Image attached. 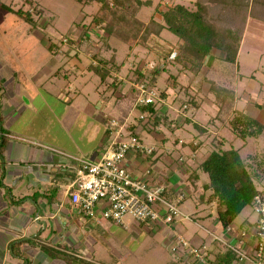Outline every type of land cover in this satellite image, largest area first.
Listing matches in <instances>:
<instances>
[{
	"label": "crops",
	"instance_id": "1",
	"mask_svg": "<svg viewBox=\"0 0 264 264\" xmlns=\"http://www.w3.org/2000/svg\"><path fill=\"white\" fill-rule=\"evenodd\" d=\"M44 3V0H0V264H114L112 259L106 261L108 257L102 247L109 243L108 236L114 239L116 226L128 228L136 236L143 231L149 238L160 236L161 246L169 252V245L176 235L185 237L195 245L206 243L213 252L209 259L212 261L223 250L218 242H211L207 230L215 233L221 229L222 237L236 244H240L245 233L242 244L250 248L253 236L245 231L249 228L253 231L256 218L237 225L233 223L230 230L224 229L215 216V203L208 205L200 199L207 176L199 165L215 147L229 149L233 146L232 135L227 133V122L234 110H242L264 122V109L255 106L264 102L253 101L250 95L243 100L241 95L245 90L239 94L236 86L219 84L234 91L240 108L234 104L226 118L221 119L220 114H215L206 122H198L189 115L193 108L178 115L173 114V118L170 110L177 109L172 101L169 102L170 96L167 94L176 93L177 90L185 92L187 89V98L193 96L191 90L195 89L197 76L203 72L207 75L210 71L206 66L209 58L215 56L223 60L221 52L213 49L197 76L180 72L177 66L169 64L173 59H164L163 54L177 42V38L172 41L167 38L170 42H165L166 30H163L159 36L149 38V47H129L134 51L135 59L128 61L126 68L125 61L117 59L116 49H110L111 37L106 41L102 39L104 32L96 24L95 17L99 11L98 3H91L90 22H81L75 34L62 38L58 43L51 39L45 41L39 31L35 33V27L42 18ZM32 8L37 15L32 12L31 22L16 13L19 9L30 12ZM143 22L147 24L149 21ZM13 33L21 41L16 52H13L15 48L10 41ZM66 38L68 42L64 41ZM150 39L157 41L154 48L150 47ZM112 57L115 62L103 66L107 74L106 79L101 81L90 66L98 65L97 58L109 60ZM156 64H166L167 70L153 78L155 86L164 72H168L169 76V73H173L171 70L177 69V74H173L178 75V87L171 88L167 81L166 97L160 103L159 112L166 114L168 120L154 128L151 123L146 124V120L141 122L138 118L135 82L139 70L148 71L150 66ZM180 73L191 75L187 85L179 82ZM209 92L208 86L204 96ZM47 95L64 104L58 113L55 112L57 107L54 101H51V105L44 102ZM196 100L199 108L202 104L197 96ZM213 106L220 110L215 97ZM43 108H50L51 114L54 112L48 123L51 125L55 121L56 125L51 128L47 124L43 130L36 132L34 129L39 123L36 121ZM112 118L125 126L135 127L142 143L154 148L151 154L128 153L124 161L128 171L150 187H163V196L169 201L182 196L181 207L191 216L190 220L178 219L170 226H148L134 221L136 227L133 223L128 227L125 221L124 224L107 221L100 214L97 215L98 219L84 215L72 204L68 189L76 179L77 160L97 161L104 155L114 138L107 128V122ZM193 123H197L201 129H195ZM246 144L244 141L242 147ZM242 147L238 149L241 151ZM190 199L191 209L195 207L196 210L190 209ZM205 205L212 207L213 212H203ZM200 221L210 224L204 226ZM110 246L109 243L106 248ZM111 254L116 264L127 260L128 254L123 255L114 248ZM171 256L174 264H177L176 257L172 253ZM233 264L239 263L234 261Z\"/></svg>",
	"mask_w": 264,
	"mask_h": 264
},
{
	"label": "trees",
	"instance_id": "2",
	"mask_svg": "<svg viewBox=\"0 0 264 264\" xmlns=\"http://www.w3.org/2000/svg\"><path fill=\"white\" fill-rule=\"evenodd\" d=\"M79 1L85 4L92 2L99 4V11L95 17L96 24L104 32L102 38L104 41L113 36L129 44L130 48L134 45L149 47L148 41L152 35L159 36L163 30L169 31L176 36L177 42L163 52L164 59L175 52L176 57L170 60L169 64L177 66L180 72H190L196 76L201 73L204 61L213 49L223 54L225 62L235 64L247 20L254 18L264 22V0H196L194 10L183 4L163 9L159 4L147 24L138 18V13L143 6L152 7L153 0ZM16 13L27 21H32L31 12L19 9ZM157 14L160 18L156 17ZM97 62L98 65H92L90 69L100 76L101 81H104L107 72L102 68L110 62L114 63V58L109 60L97 58ZM165 65L156 64L150 67V70L147 69L148 71L139 70L136 82L154 88L155 84L152 80L167 70ZM206 80L219 108L227 99L235 98V93L231 89L215 81ZM167 81L171 88L177 89L178 75L169 73ZM135 89L138 98L139 90L136 87ZM185 90L188 92L187 89ZM160 96L166 97V91H161ZM162 102L148 105H136L135 102L139 111V120L141 122L146 120V124L151 123L154 128L168 120L166 114L159 112ZM182 106L185 111L198 108L196 95L191 96L190 101H185ZM255 106L264 109V104H255ZM227 125L235 138L245 142L248 137L264 136V122L247 115L242 110H234ZM193 126L195 129H201L197 123H193ZM126 128L139 138L135 127L127 125ZM199 169L207 176V181L202 185L203 193L200 199L208 205L216 204L217 221L224 229H228L240 213L248 205H252L253 198L260 192V188L256 185L240 150L233 146L229 149L215 147L200 163ZM234 261V255L227 250L219 252L215 261L208 260V264H233ZM177 264L188 263L178 261Z\"/></svg>",
	"mask_w": 264,
	"mask_h": 264
},
{
	"label": "rangeland",
	"instance_id": "3",
	"mask_svg": "<svg viewBox=\"0 0 264 264\" xmlns=\"http://www.w3.org/2000/svg\"><path fill=\"white\" fill-rule=\"evenodd\" d=\"M195 1L196 0H153L154 5L152 7L143 6L138 13V17L140 20L149 21L150 16L153 13L155 7L159 4L160 6H162L163 9L176 4H183L189 9L194 10L196 8ZM44 2L45 5L42 8V13H41L42 18L41 21L38 23V25L35 27V33L39 31L41 37H43L45 41H50L51 39L52 41L57 42L59 40H62V38L64 37H69L70 35L75 34L77 25H80L81 22L82 23L90 22V20L92 19L91 3H88L90 5L88 4L85 5V3L80 2L79 0H44ZM35 11L36 10L34 8L30 9L31 13L33 12V14L35 13L37 15V12ZM157 16L160 17L159 14H157ZM43 21H45V23H42ZM247 21L248 24L246 26L243 45L241 48L240 60L238 59L235 64H231L225 62L224 60H221L219 57L217 58L214 56L212 58H209V61L206 64V66L210 68V71L207 73V75L205 72H203L201 76H197L198 82L197 84L194 85L195 89L191 90V93L197 96V99L200 101L202 105L200 104L201 106L198 109H193V111L190 110L189 115L195 117L194 119L198 122L200 121L206 122V119H208L210 116H214L215 114H220V118L224 119L228 116L234 104H236V106H239L238 101L235 100L234 98V99H227L228 101L226 100L227 103L224 106L222 105L220 108L217 107L220 109L219 111L215 109L213 106V101L215 97L213 93L209 92L206 94V96H204L209 86V83L206 82L207 81L206 79L215 81L221 85L236 86V88L239 91L238 92L239 94L240 93L242 94V91L245 90V93L241 95L243 96V100H245V96L250 95L253 101L264 102V22L254 18H249ZM13 35L14 36H11L10 41L12 42L11 43L12 46H14L15 48L13 52H16L20 48L19 44L21 43V41L20 38L17 39L16 33H13ZM164 36L166 37L164 38L165 42L166 41L168 42L169 39L172 41V39L176 38L175 35H173L167 30ZM150 42H151L150 47L154 48L157 41L155 39H150ZM109 44H110V49H116L118 54L117 59L120 60L121 62L125 61L126 68L129 64L128 61L132 62L133 59H135L134 51H132L129 48L130 46L124 43L123 41L115 37H111ZM42 46H44L43 43ZM129 49L131 50V52ZM139 49L144 52L147 51L144 48H139ZM128 53H130L129 56ZM150 56L152 57L153 55ZM31 64H37V63H31ZM31 64L29 63V65ZM239 66L240 68H238ZM171 71L177 74V69L176 70L173 69ZM167 77H168V72H164L163 75L158 78V83L154 87L156 88L158 93H160L163 90H167L166 88ZM203 78H205V80H203ZM190 80H191V75L187 76L185 73H180L179 75L180 83L187 85ZM201 81H203L202 85L199 86ZM176 93L169 92V94H167L168 96H170L169 102L172 101L173 107L175 108V110L177 109L176 110L177 112L170 110L171 116L173 118H174L173 114L178 115L181 112L185 111V109L182 107V104L185 101L188 100L190 101L191 98V96L187 98L188 93L186 91L180 92V90H177ZM202 96L204 97L202 98ZM203 100L204 102H202ZM51 101L52 102L54 101L53 103L57 107V108L54 107L55 112L58 113L64 104L55 97L52 100V98L49 95L45 96L44 102L47 103V105L49 104L51 105ZM232 102H234L233 105ZM197 104L199 105L198 101ZM41 105L43 106V104ZM240 107L241 106H239V108ZM53 114L54 112L51 114L50 108L48 109L43 108L40 112V116L38 117V120L36 121V122L39 121V123L37 124L34 130L36 132H40L46 127L47 124L48 127L49 126L53 127L54 125L55 128L56 125L55 121L54 123L52 121L51 125L48 123V120L51 119L50 115ZM30 128L33 131L32 125L30 126ZM227 130H226L227 133L228 134L231 133L232 135L231 140H233L234 142L233 146L235 148L242 147L244 141L241 139H235L232 131L229 130V128H227ZM168 131L170 134V130ZM45 133L46 132H44V134ZM46 137L48 138V136ZM246 142L247 144L244 147H242L240 153L242 155L245 164L252 172V176L256 185L261 189L264 184L263 183L264 136L260 135V137L257 138L248 137ZM228 148H229V143H228ZM199 184H200V180H199ZM188 203L191 209L192 199H190ZM205 207L206 205L203 207V212L205 213L208 211L213 212L212 207L210 206L206 208ZM188 217L191 218L190 215H188ZM255 218H256V214L253 211V206L248 205L235 219L234 224L235 225L241 224L247 219L254 220ZM124 221L126 226L129 227L130 223H133V225H135L136 227L133 218H131L130 216H127L124 219ZM201 223L204 224V226L205 225L208 226V224H210L207 221ZM191 226H193L192 228L198 229L195 225H191ZM115 229H116V233L114 235V239H112L111 235L108 236V240H109L108 242L111 245L110 248H106L109 247V243L106 244V247L105 246L102 247V249L104 250V252L108 257L106 261L107 260L110 261V259H112L113 260L112 263L116 264L115 259L111 254V249L113 250L114 248L117 252L119 251L123 255L128 254L126 256L127 260L124 261L123 263H118V264H174V259L171 256L169 250L161 246L160 236L149 238L148 237L149 235L144 231L140 232V234L138 233L139 235L136 236L134 233L131 232V230L122 226H116ZM215 234L220 237L223 236L221 229H218V231H216ZM221 249L224 252L227 251V249L222 245H221ZM114 255L117 254L115 253Z\"/></svg>",
	"mask_w": 264,
	"mask_h": 264
},
{
	"label": "built area",
	"instance_id": "4",
	"mask_svg": "<svg viewBox=\"0 0 264 264\" xmlns=\"http://www.w3.org/2000/svg\"><path fill=\"white\" fill-rule=\"evenodd\" d=\"M64 41L68 42V39ZM175 57L174 52L170 58ZM135 87L139 90L136 105L162 102L160 93L155 88H149L141 82H136ZM107 128L114 134V138L104 155L97 161L77 160L76 179L68 189L72 204L84 215L98 219L97 215L100 214L102 219L118 224H124L127 216L148 226H170L178 219L190 220L181 207L182 196L175 201L167 200L163 196V187H150L146 182L135 178L125 167L124 161L128 153L150 154L154 148L146 147L135 133L127 131L126 126L116 119H109ZM252 206L256 214L254 229L245 231L251 232L250 235L253 236L250 248L242 244L245 233L240 244H236L207 230L211 242L224 246L239 264H264V187L254 196ZM169 249L178 261L188 264H208L211 253L213 254L206 243L195 245L181 235L174 236Z\"/></svg>",
	"mask_w": 264,
	"mask_h": 264
}]
</instances>
